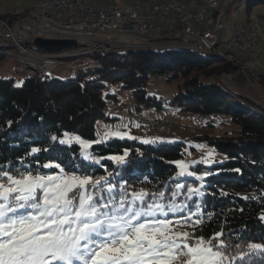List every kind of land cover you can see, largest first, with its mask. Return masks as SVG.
I'll list each match as a JSON object with an SVG mask.
<instances>
[{
    "label": "trees",
    "instance_id": "16d2710c",
    "mask_svg": "<svg viewBox=\"0 0 264 264\" xmlns=\"http://www.w3.org/2000/svg\"><path fill=\"white\" fill-rule=\"evenodd\" d=\"M257 9L264 10V0H246V19H251ZM257 19L264 25V16L258 14ZM227 56L238 59L230 52L225 53L222 60L225 63H221L217 57L204 59L178 49L111 51L94 56L93 70L78 72L70 79L37 75L27 77L19 87L12 80L0 79V164L11 161L16 167L27 165L35 169L42 163L58 162L50 161V156H57L65 163V157L70 156L92 175L106 176L118 189L123 185L129 192L141 188L149 192L164 191L165 203L176 192L175 203L187 205L184 212L169 213L167 217L177 231L207 239L223 229L234 243H264V221L259 219L264 215V109L243 95L223 92L218 78L236 70ZM3 58L4 54H0V62ZM150 75L165 76L167 82L179 81L178 94L169 100L170 105L187 113L227 118L225 124L230 126V132L219 137H195L221 152L222 161L191 167L195 178L178 177L176 162L184 158L182 142L159 143L156 139L146 144L135 138L108 139L89 149L95 157L104 158L99 164L84 161L79 145L58 144L65 133L95 140L98 122L120 117L118 112L114 115L107 112L110 100L115 99L107 93L110 86L118 85L130 91L136 109L150 103L160 106L156 97L147 95ZM258 78L257 82L264 86V76ZM52 136L57 141H52ZM33 147L41 151L31 154ZM54 148L63 151L54 152ZM125 152L127 156L122 164L107 159L124 156ZM177 185L182 187L177 189ZM189 187L200 189L203 195L189 199ZM197 204L204 222L195 227H177V221L184 225L186 217L198 211ZM196 218L192 216V220ZM252 259L260 264L261 255Z\"/></svg>",
    "mask_w": 264,
    "mask_h": 264
},
{
    "label": "snow or ice",
    "instance_id": "6c2138e0",
    "mask_svg": "<svg viewBox=\"0 0 264 264\" xmlns=\"http://www.w3.org/2000/svg\"><path fill=\"white\" fill-rule=\"evenodd\" d=\"M125 135L105 129L89 141L65 133L58 144L79 145L84 161L99 164L104 158L88 149ZM40 151L31 148V154ZM126 156L127 152L107 159L122 164ZM211 156L204 163H210ZM65 159L67 163L53 155L49 160L58 162L42 163L35 169L16 167L11 161L0 164V264H257L252 259L257 254L264 264V243H234L223 229L207 239L177 231L167 217L184 212L187 205L175 203L176 192L165 203L164 191L129 192L123 185L118 189L106 176L92 175L70 156ZM176 167L178 177L195 175L183 162H176ZM202 195L200 189L188 188L189 199ZM196 207L198 211L187 216L184 225L177 221V227L204 222L200 205ZM192 216L197 218L192 220ZM259 219L264 221V215Z\"/></svg>",
    "mask_w": 264,
    "mask_h": 264
},
{
    "label": "rangeland",
    "instance_id": "374dc122",
    "mask_svg": "<svg viewBox=\"0 0 264 264\" xmlns=\"http://www.w3.org/2000/svg\"><path fill=\"white\" fill-rule=\"evenodd\" d=\"M80 2H88L90 0H79ZM205 0H151V5L167 4L170 2L176 3H195L201 4ZM220 7L227 5L225 28L220 31L219 50L228 51L225 45L232 39V35L236 28H241L246 31L250 39H254L249 45H244L243 51L245 55H238V59H229V63L236 67L235 72L227 76L218 78L219 84L227 78L229 83L222 86L224 93L240 94L247 97L246 93L253 96V102L260 100L264 96V86L260 85L258 77L264 76V25L258 22L257 16H264V10L254 11L251 19L247 20L244 12V3L246 0H216ZM40 0H0V16L7 17L14 12L23 13L28 10H34ZM92 4L99 9L103 8H125L128 6H146L149 0H92ZM225 43V44H223ZM0 54H4L3 60L0 62V79L12 80L15 86L22 85L27 77L25 73L12 72L11 66L15 60L9 56V51L0 50ZM7 54V55H6ZM103 54V53H101ZM221 63H225L220 59ZM227 62V63H228ZM78 72L68 69L64 66H58L52 73L48 75L50 79L66 80L73 78ZM215 80H206L204 82L213 83ZM178 80L167 82L164 78L160 82H156V77L149 76L147 81V95L156 97V102L160 106L150 103L148 106L140 105L135 108V100L130 94V91L120 89V86H110L107 93L114 95L115 99H111L108 104L107 112L109 114L120 113V117L115 120L100 121L96 124L97 133H103L105 129L119 130L122 133H127L123 138L113 137L115 139H138L144 141L147 138V133L140 128V122L150 120H160L164 122H172L173 131L179 135L184 144V158L179 161L188 165V170L196 165H211L220 162L224 159V155L217 151L213 146L208 145L205 141H201L196 136H211L219 137L220 135L230 132V126L226 125L228 120L225 116H201L197 114L187 113L180 110L178 107L170 105L169 100L178 94ZM235 86V87H233ZM237 88V89H236ZM264 109V103H259ZM128 117V118H126ZM152 138H157L150 136ZM98 138V137H97ZM162 138V137H158ZM112 139V138H110ZM108 140V139H107ZM148 140V138H147ZM156 140V139H155ZM153 142V140H150ZM157 142H173L171 139H158ZM89 152V149H88ZM211 153L210 163H204ZM82 156V155H81ZM179 172V169H178ZM188 177V176H187ZM194 178L196 176H193ZM198 177V176H197Z\"/></svg>",
    "mask_w": 264,
    "mask_h": 264
},
{
    "label": "built area",
    "instance_id": "2783aa9c",
    "mask_svg": "<svg viewBox=\"0 0 264 264\" xmlns=\"http://www.w3.org/2000/svg\"><path fill=\"white\" fill-rule=\"evenodd\" d=\"M91 1H65L59 7L48 5L42 10V16H32V18L24 16V22L14 23V29L9 36L0 37V42L16 41V49L12 54H24V61H15L10 70L44 77L55 70V65L84 67L88 61H74V54H90V60H93L94 46L165 47L167 44H175L176 39H183V44L186 46L201 47L206 53H210L215 52L214 39H220L219 33L225 28L226 10L221 15V25L212 35H192L188 31L174 33L173 22H176L180 16L193 15L200 21L210 19L209 7L213 0H205L201 4L170 2L158 4V7H151L149 0V3L142 7L103 9L96 8ZM162 10H170V17H162ZM7 21H10V17L0 18V25L6 24ZM164 24H171V35H160V28L164 27ZM36 38L74 41L77 47L59 53L25 52V45L32 44ZM241 38H249V35L239 27L235 44L227 45L238 48V55H245L241 50ZM28 58L40 59V66H28ZM162 79L164 78H158L156 82ZM225 83L229 81H223L222 85ZM256 101L258 105L260 102L264 103V96ZM139 129L147 133V138L177 135L173 131L172 122L160 120L143 121Z\"/></svg>",
    "mask_w": 264,
    "mask_h": 264
},
{
    "label": "bare ground",
    "instance_id": "6f19581e",
    "mask_svg": "<svg viewBox=\"0 0 264 264\" xmlns=\"http://www.w3.org/2000/svg\"><path fill=\"white\" fill-rule=\"evenodd\" d=\"M65 1H77V0H40L39 4L34 10H28L23 13L14 12L7 17H10V21H7L6 24L0 25V37L2 36H9L10 32L14 29V23L24 22L25 18H32V16H42V10L48 7H59L62 2ZM218 4L216 0L211 2L209 7V16L210 19L200 21L193 15H184L177 18L176 22H173V29L174 33H185L189 32L192 35H212L216 28L221 25V15L227 8V5ZM151 7H158V4L151 5ZM162 17H170V10H162ZM0 18H2L0 16ZM238 29L236 28L234 34L232 35V39L227 44H235V41L238 37ZM241 29V28H240ZM172 34V27L171 24H164V27L160 28V35H171ZM250 38H241V50H243L244 45H249L251 43ZM225 45V49L230 52L238 53V48L229 47V45ZM220 45V39H214V47L215 52L206 53L204 48L201 47H194V46H186L183 44V39H176L175 44H167L165 47H147V45H128L122 47H113V46H94V56L100 55L101 53L117 51L122 52L127 50H141V49H178L187 51L188 53H192L204 59H208L210 57H217L218 59L225 60V53L227 51L219 50L218 46ZM0 50H4L5 52L9 51V56H11L15 61H24V54H12L16 49V41H2L0 42ZM25 52L29 53H36L38 50L32 46V44L25 45ZM229 53V52H228ZM7 55V54H6ZM74 61H88L84 67H66L68 69L74 70L76 72H82L89 69L96 67V60H90V54H74ZM28 66L30 67H38L40 66V59L37 58H28ZM58 66L62 65H55V69ZM93 70V69H92ZM19 73V72H15ZM30 77H36L37 75H27ZM158 78H166L165 76H158ZM223 81H228L227 78H224ZM222 87V83H220ZM257 105V101L255 102ZM151 121H159V120H151ZM157 138H148V140H155V139H171L174 142H182L181 137L179 135H161V136H153ZM162 137V138H158Z\"/></svg>",
    "mask_w": 264,
    "mask_h": 264
},
{
    "label": "water",
    "instance_id": "95a60500",
    "mask_svg": "<svg viewBox=\"0 0 264 264\" xmlns=\"http://www.w3.org/2000/svg\"><path fill=\"white\" fill-rule=\"evenodd\" d=\"M32 46L34 48H36L38 51L43 52V53H59L62 51L72 50V49H75L77 47V45L74 41L44 40V39H40V38H36L33 41ZM248 97L249 96L247 95V98ZM250 99H252V98H250ZM146 140H147V138H146Z\"/></svg>",
    "mask_w": 264,
    "mask_h": 264
},
{
    "label": "crops",
    "instance_id": "0c3cea01",
    "mask_svg": "<svg viewBox=\"0 0 264 264\" xmlns=\"http://www.w3.org/2000/svg\"><path fill=\"white\" fill-rule=\"evenodd\" d=\"M235 87V86H234ZM237 89V88H236ZM246 95H248L250 98H253V96H251L250 94L246 93Z\"/></svg>",
    "mask_w": 264,
    "mask_h": 264
}]
</instances>
